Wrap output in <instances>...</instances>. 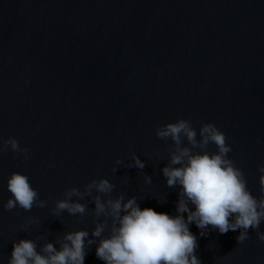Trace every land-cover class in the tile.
Instances as JSON below:
<instances>
[{
  "label": "water",
  "instance_id": "1",
  "mask_svg": "<svg viewBox=\"0 0 264 264\" xmlns=\"http://www.w3.org/2000/svg\"><path fill=\"white\" fill-rule=\"evenodd\" d=\"M179 119L197 140L204 123L222 130L247 188L264 199V0H0V149L9 137L29 149L27 158L0 150V264L14 241L59 249L80 229L85 264H104L92 232L107 221V236L111 218L96 216L97 195L175 214L179 186L162 172L175 144L157 130ZM13 172L29 177L43 206L4 208ZM101 179L111 193L89 189ZM66 199L85 212L58 210ZM190 230L202 264H264V220L243 242L240 229Z\"/></svg>",
  "mask_w": 264,
  "mask_h": 264
},
{
  "label": "clouds",
  "instance_id": "2",
  "mask_svg": "<svg viewBox=\"0 0 264 264\" xmlns=\"http://www.w3.org/2000/svg\"><path fill=\"white\" fill-rule=\"evenodd\" d=\"M160 138H171L174 151L163 169L168 187H177L178 200L175 214L157 212L151 207L141 208L135 196L124 199L102 200L95 197V214L111 218L109 234L103 236L107 221L97 223L92 236L102 237L96 246V256L104 264H202L196 254L197 234L190 230L195 224L200 236L211 228L219 233L240 229L236 237L243 242L248 230L257 229L264 220V199L258 200L247 188L243 171L236 167L228 156L232 150L226 143V135L213 122L204 123L197 130L185 119L167 123L157 130ZM182 137L191 147L182 145ZM259 142V141H258ZM216 146L215 151L209 145ZM10 149L23 153L27 158L29 149L22 148L14 137L4 141L0 150ZM135 166L144 167L139 157H133ZM260 181L264 186V164L258 167ZM89 189L95 187L98 193H111L114 185L107 179L93 181ZM7 189L11 196L4 204L6 210L16 207L28 211L33 205L43 206L39 192L29 177L21 172H13L7 179ZM81 195L72 189L67 196ZM58 210L66 209L70 214H83L86 206L79 202L60 200ZM87 230L80 229L66 233L64 243L57 249L51 242L37 251L35 241L20 239L13 242V250L8 264H85V241ZM264 241V233L258 232ZM87 243H93L88 240Z\"/></svg>",
  "mask_w": 264,
  "mask_h": 264
}]
</instances>
